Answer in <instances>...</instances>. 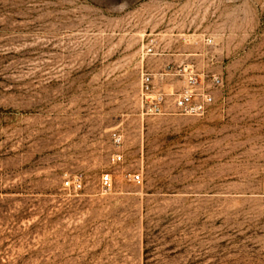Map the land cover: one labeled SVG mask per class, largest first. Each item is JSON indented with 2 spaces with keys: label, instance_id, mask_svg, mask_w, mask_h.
<instances>
[{
  "label": "rangeland",
  "instance_id": "rangeland-1",
  "mask_svg": "<svg viewBox=\"0 0 264 264\" xmlns=\"http://www.w3.org/2000/svg\"><path fill=\"white\" fill-rule=\"evenodd\" d=\"M0 264H264V0H0Z\"/></svg>",
  "mask_w": 264,
  "mask_h": 264
},
{
  "label": "built area",
  "instance_id": "built-area-1",
  "mask_svg": "<svg viewBox=\"0 0 264 264\" xmlns=\"http://www.w3.org/2000/svg\"><path fill=\"white\" fill-rule=\"evenodd\" d=\"M186 84L187 85L184 92L174 100V108L185 115L203 117L209 112L213 104V97L210 93H199L198 89L201 86V83H199L197 76L192 71H189L187 74ZM211 85L213 87H218L221 85V80L218 77H212ZM153 89L154 86L152 77L150 75H143L141 79V90L142 102L146 105L145 113L162 114L164 111V97L162 95L154 97L152 95ZM114 141L116 143H120L121 139L119 136H115ZM115 161L121 162L122 155L118 154L117 156H115ZM110 180L111 179L109 175L102 176V187H108V185L110 184ZM132 180L136 183H139L140 175H132ZM65 186L68 188L72 187L76 190L80 189L82 185L80 181H75V184L67 181L65 182Z\"/></svg>",
  "mask_w": 264,
  "mask_h": 264
},
{
  "label": "bare ground",
  "instance_id": "bare-ground-1",
  "mask_svg": "<svg viewBox=\"0 0 264 264\" xmlns=\"http://www.w3.org/2000/svg\"><path fill=\"white\" fill-rule=\"evenodd\" d=\"M120 177V176H119Z\"/></svg>",
  "mask_w": 264,
  "mask_h": 264
}]
</instances>
